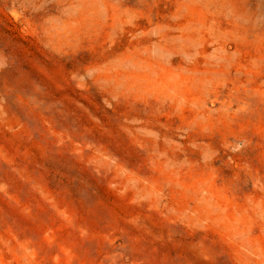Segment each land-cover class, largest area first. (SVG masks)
<instances>
[{
    "label": "rangeland",
    "instance_id": "obj_1",
    "mask_svg": "<svg viewBox=\"0 0 264 264\" xmlns=\"http://www.w3.org/2000/svg\"><path fill=\"white\" fill-rule=\"evenodd\" d=\"M0 264H264V0H0Z\"/></svg>",
    "mask_w": 264,
    "mask_h": 264
}]
</instances>
